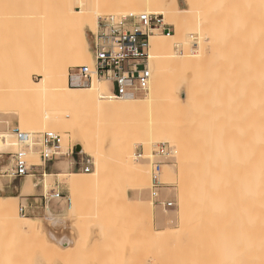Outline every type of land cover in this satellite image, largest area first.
Wrapping results in <instances>:
<instances>
[{"label":"rangeland","instance_id":"obj_1","mask_svg":"<svg viewBox=\"0 0 264 264\" xmlns=\"http://www.w3.org/2000/svg\"><path fill=\"white\" fill-rule=\"evenodd\" d=\"M23 1L0 0V134H11L16 128L21 131L26 129L28 131L25 132H31L38 139V133L50 131H42L38 123L28 124L27 120L34 118L35 115L26 96L21 95L23 92L21 78L24 73H31V77L39 81L38 76L30 72L29 67L32 55L37 51L35 43L45 35L47 38L53 37L48 30L54 29L57 35L60 32L57 25L48 21L44 23V20H37L35 17L34 7L39 6L41 10H48L52 1ZM202 2V8L205 10L208 8L206 12L203 10L206 19L204 22H207L206 34L203 38V61L188 65L190 75L187 78L188 82L186 81V87L192 88L195 98L183 103L181 108L176 104L160 107L162 119L171 120L181 126L180 129L185 135L182 146L184 149L192 147L190 152L176 156L174 153L176 147L168 143H159L160 145L157 144L149 151L150 156L145 153L142 146H138L135 149L138 159L151 169L148 187L138 182L131 169L127 168L128 165L121 162L122 155L114 151H109L106 155L118 158V162L110 163V160H106L107 164L102 170L103 178L101 175L99 183L85 191L74 190L69 185L72 173L82 172L71 171V162L68 159L55 162L56 169L51 172L47 164L46 169L41 173L24 178L21 184L22 193L16 191L11 193L6 190V184L15 186L17 182L0 177L2 184L0 195L19 197L14 201L18 211L20 204L34 202L37 196L48 194L59 184L64 193L70 196L74 213L62 203L49 201L43 203V206L35 211L36 213L27 216L21 215L20 212L19 214L40 222L49 241L55 245H59V240L53 233L59 237L73 239L79 233V238L86 241L84 249L72 260L43 261L38 253L35 254L31 249L25 248L22 251L24 258L17 259L16 264H187L194 248L202 242L203 246L218 251L223 248L226 241L233 242L240 233L249 231L252 202L249 181L252 158L251 143L247 138L250 135L249 126L253 113L254 87L256 88L253 81L256 80L257 75L254 63L257 60L258 48L257 34L253 36L257 30L255 22L258 21L255 20L258 19L254 18L258 15H256L257 6L264 4V0H204ZM179 4L182 8L186 7L184 0H179ZM56 5L59 6L58 3ZM75 9L79 8L75 7ZM105 18L108 17H101L98 25ZM172 28L175 30L173 26ZM91 33L88 31L87 34L89 43ZM56 34L54 35L59 37ZM198 37L190 39L193 41L190 46L192 53L197 51L199 46ZM253 40L257 41V44ZM253 44L256 45V49L253 48ZM253 49L256 50L254 54ZM73 68L75 67L69 68L70 72ZM104 84L105 82L100 83L101 86ZM20 95L22 98L19 97ZM146 95L137 98L144 99ZM32 126L34 128H30ZM55 133L62 136L65 148L74 145L70 134L61 131ZM161 147L169 153L168 157L154 156V152L159 151ZM15 149L13 152H16L19 146ZM34 149L38 150L37 147ZM32 153L37 154L30 152L29 161L41 164L39 154H37L38 160H34L31 157ZM1 154L3 153H0V156ZM140 154H143L142 158L139 157ZM3 158L4 156L0 157L1 163ZM89 158L93 164V158ZM156 162L161 163L159 180L162 186L159 189L158 200L161 203L173 202L174 206L171 208L164 207L151 196ZM189 166H194L198 171L186 169L182 172V168ZM225 167L233 170L231 171L233 179L230 185L231 196L226 201L224 209L216 216L204 210L202 218L191 219L182 226L179 210L181 182L187 183L188 187L189 184L197 181L201 190H208L214 180L215 172ZM94 168L93 164L92 171L84 175L93 173ZM243 170L247 172L246 177L241 173ZM45 173L51 175L48 178L49 185L44 182L42 174ZM218 175L217 173L216 177ZM28 183H32L33 189L24 188ZM139 199L142 204L149 202L153 204L155 220L152 224L148 219V210L137 204ZM55 216L65 221L54 226L50 219ZM3 230L0 225V253H18L21 248L19 246L24 242L20 240L14 248H5L2 240L8 234ZM193 232L198 236H194Z\"/></svg>","mask_w":264,"mask_h":264},{"label":"bare ground","instance_id":"obj_2","mask_svg":"<svg viewBox=\"0 0 264 264\" xmlns=\"http://www.w3.org/2000/svg\"><path fill=\"white\" fill-rule=\"evenodd\" d=\"M50 1H52V4L50 2L51 7L48 10H41L38 5V7H34L35 17L37 20H44V23L48 21L57 25L60 34H58L59 37H56L54 29L48 30L53 37L47 34L48 38L45 35L44 38L37 40L35 43L37 51H33L34 54L29 67L30 72H34L39 81H35L31 77V73H24L21 78V88L23 90L21 95L26 96L29 104L33 107L35 115L34 118L27 120L28 124L38 123L41 126L39 129L42 131H61V133L70 134L75 149L79 146V153L93 158L95 166L93 173L89 175L72 173L69 185L74 190L85 191L99 183L100 179L103 178L102 170L103 166L107 164L106 160H110V163L118 162V158L107 157L106 154L109 151L121 154V162L128 165L127 168L131 169V172L134 173L135 178L142 186L148 187L151 169L138 159L135 153L138 146H142L145 153L149 154V151L155 148L157 144L168 143L176 147L177 150L174 152L176 156L190 152L189 150L192 148H183L185 135L180 129L181 126L174 124L171 120L162 119L160 107L176 104L181 108L183 103L195 98L192 88L186 87V84L190 75L188 65L191 63L197 64L198 61L202 63L203 61V38L206 34L205 24L207 23L204 22L206 19L203 10L205 9L202 8V1L204 0H184L186 4L184 8L180 6L179 0ZM56 1L59 6L56 5ZM205 5H207V2H205ZM263 5L259 4L257 6L256 15H258L256 18L253 17L258 19L255 20L258 21L255 22L257 23L256 33L253 26V34L255 33L253 36L257 34L258 44L257 41H254L255 39L253 42L257 44L258 48L257 60L254 63L257 75L255 76L256 80L253 81V84H256V88L254 87L253 113L249 126L250 135L247 138L250 139V155L252 158V171L249 181L252 193L251 226L249 231L245 230L240 233L233 242L226 241L223 248L218 251L209 249L206 245L203 246L202 242L201 245L194 248L187 264H264ZM75 7L79 9H75ZM207 9L205 12L208 11ZM150 12L162 15L165 21H168L174 27L175 34L173 36L156 34L150 38L149 53L152 79L149 91L144 99L137 97L116 98L111 94L110 86L107 83L101 86L100 83L103 82L99 80L78 87L70 85L71 72L69 68L92 64L87 34L88 31L96 32L101 17L139 15ZM195 36H199L197 42L199 46L197 51L192 53L190 46L193 41L190 39L195 38ZM255 46L253 44V48ZM254 52L256 50L253 51V54ZM255 72L253 73L255 74ZM21 95L20 98H22ZM16 146L18 147V143L13 133L0 134V153H12L16 150ZM32 154L31 157L38 160L37 154ZM180 157L177 158L180 159ZM186 169L198 171L194 166H189L182 168V172ZM231 171L233 170L230 167L217 170L208 190H201L198 187L200 183L197 181L194 184H189L188 187L187 183L181 182L179 210L182 226H185L187 221L191 219L199 220L202 218L204 210H208L210 214L216 216L224 209L226 201L231 196L230 185L233 179ZM217 173L219 175L216 177ZM241 173L243 177H246L247 172L245 170ZM49 177L51 175L45 173L44 182L47 184ZM31 186L32 183H28L24 188L28 189ZM18 198L0 195V225L4 229L3 232L8 234L7 237L3 238L2 245L5 248H14L20 240L24 242L22 246H19L22 249L20 248L18 253H0V264H16L17 259L24 258V252L22 251L25 248L31 249L35 254L38 253L43 261L49 262L57 259L60 261L72 260L81 253L86 241L79 238V233L75 237L76 240L63 236L59 237L53 233L56 236L55 238L59 240V245H55L49 241L44 226L40 222L19 214L17 207L14 205V201ZM140 200L137 204L148 210V219L152 224L155 220L153 204L151 202L142 204ZM72 208L73 204L71 205ZM71 212H73V209ZM50 220L54 226L65 221V219L56 216L51 217ZM193 233L194 236H198L195 235V232ZM204 242L207 243L206 240Z\"/></svg>","mask_w":264,"mask_h":264},{"label":"built area","instance_id":"obj_3","mask_svg":"<svg viewBox=\"0 0 264 264\" xmlns=\"http://www.w3.org/2000/svg\"><path fill=\"white\" fill-rule=\"evenodd\" d=\"M173 28L162 15L157 13H141L121 17L103 19L96 33H91L90 52L92 64L77 66L71 70L70 85L83 86L92 84L94 80L107 83L111 94L119 99L135 98L146 95L149 91L152 71L150 68V38L156 33L167 36L173 35ZM19 149L16 152L1 154L0 177L17 182L30 175L39 174L46 169L47 164H54L58 160H70V170L73 172L90 173L93 168L91 159L77 153L74 145L64 147L63 138L55 132L38 133V139L30 132H23L16 128L12 130ZM38 148L35 151L34 148ZM30 152L39 154L41 164L31 163L28 159ZM154 156L168 157L165 148L154 152ZM140 158L143 154L139 155ZM4 161V163H3ZM161 163L154 165L151 196L166 208L174 206L173 202L158 200L162 183L159 180ZM45 174H42L44 177ZM51 190L34 199V202L20 204L19 212L27 216L43 203L59 202L71 208L72 201L59 189Z\"/></svg>","mask_w":264,"mask_h":264},{"label":"crops","instance_id":"obj_4","mask_svg":"<svg viewBox=\"0 0 264 264\" xmlns=\"http://www.w3.org/2000/svg\"><path fill=\"white\" fill-rule=\"evenodd\" d=\"M55 164V163H54ZM54 164H49L48 166V170L51 172V171H53V170H55L56 168H55V166H54ZM24 179H21V180H19V181H17V183H16V185L15 186H13L12 184L11 185H9V184H6V190H8V191H10L11 193L12 192H14V191H16V193H21V188H22V186H21V184H22V181H23ZM13 186V187H12ZM14 189V190H13ZM59 189L60 190H62L63 191V189L60 187V185H59ZM64 192V191H63ZM20 196V195H19ZM56 203V202H55ZM40 208V207H39ZM39 208L38 209H36V210H34V212L33 213H36L35 211H37V210H39ZM30 214H32V212L31 211H29V214L28 215H30Z\"/></svg>","mask_w":264,"mask_h":264},{"label":"water","instance_id":"obj_5","mask_svg":"<svg viewBox=\"0 0 264 264\" xmlns=\"http://www.w3.org/2000/svg\"><path fill=\"white\" fill-rule=\"evenodd\" d=\"M76 152H77V153L80 152V147H79V146L76 147Z\"/></svg>","mask_w":264,"mask_h":264}]
</instances>
